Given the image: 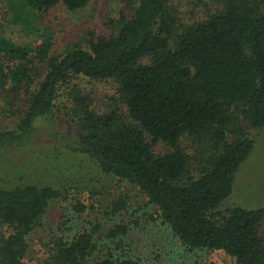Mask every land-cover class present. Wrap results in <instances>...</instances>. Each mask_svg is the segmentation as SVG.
<instances>
[{"label":"trees","instance_id":"trees-1","mask_svg":"<svg viewBox=\"0 0 264 264\" xmlns=\"http://www.w3.org/2000/svg\"><path fill=\"white\" fill-rule=\"evenodd\" d=\"M124 1L134 12L111 21L116 33L93 34L59 57H51V34H39L36 47L0 36L3 108L23 109L16 129L0 131V149L30 143L36 124L53 114L61 85L79 76L113 81L122 104L102 112L73 86V108L65 116L80 133L65 148L138 187L189 250L224 251L235 264H264V207L221 211L255 148L249 128L264 130V0H212L216 10L193 24L183 23L175 0ZM90 2L0 5L12 13L11 23L30 28L32 16L59 3L77 12ZM188 143L195 152L207 150L206 158L192 155ZM60 197L50 185L0 186V264H28L29 237ZM122 207L114 203L112 213ZM128 230L119 225L107 237L116 240ZM98 232L100 226L57 239L41 264H140L112 254L96 259Z\"/></svg>","mask_w":264,"mask_h":264},{"label":"rangeland","instance_id":"rangeland-1","mask_svg":"<svg viewBox=\"0 0 264 264\" xmlns=\"http://www.w3.org/2000/svg\"><path fill=\"white\" fill-rule=\"evenodd\" d=\"M175 1L185 24L204 20L217 8L212 0ZM7 11L0 5V36L36 47L41 43L39 34H51L54 41L51 57H59L75 45H85L93 34L97 39L116 33L111 21L123 16L130 19L134 8L128 7L124 0H91L85 9L73 12L59 3L47 13L32 16L30 28L11 23L12 13ZM75 84L84 95L94 99L101 112L122 104L115 82L79 76L71 85L59 87L53 114L36 124L28 145L0 149V186L50 185L61 192L29 237L28 264H41L48 258L57 239L71 240L96 226H100L95 236L96 259L112 254L116 258H133L140 264H235V259L224 251H191L183 246L138 187L106 175L88 157L65 148L80 133L65 116L73 108L70 92ZM3 99L0 90V131L14 130L23 118V109L15 108L12 113L3 108ZM249 134L256 140L255 148L236 174L233 193L221 208L225 213L235 206L264 207V130L249 128ZM187 146L201 161L208 155L207 150L195 152L192 145ZM159 150L165 151L166 146L161 145ZM116 202L123 207L113 214ZM81 206L85 207L83 211L79 209ZM119 225L127 226L128 234L109 240L108 231ZM3 230L0 228V232ZM260 233H264V225Z\"/></svg>","mask_w":264,"mask_h":264}]
</instances>
